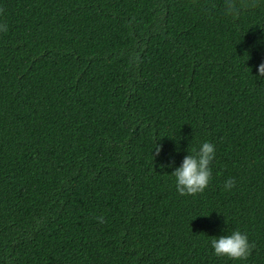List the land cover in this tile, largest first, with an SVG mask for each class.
<instances>
[{
	"label": "trees",
	"instance_id": "1",
	"mask_svg": "<svg viewBox=\"0 0 264 264\" xmlns=\"http://www.w3.org/2000/svg\"><path fill=\"white\" fill-rule=\"evenodd\" d=\"M223 4L0 0V264H264V0ZM235 230L251 255L216 256Z\"/></svg>",
	"mask_w": 264,
	"mask_h": 264
},
{
	"label": "clouds",
	"instance_id": "2",
	"mask_svg": "<svg viewBox=\"0 0 264 264\" xmlns=\"http://www.w3.org/2000/svg\"><path fill=\"white\" fill-rule=\"evenodd\" d=\"M260 0H224L223 8L226 16L238 18L243 11L258 7ZM3 10L0 9V12ZM0 31H7V24H0ZM260 77H264V63L258 67ZM156 155L161 151V145L155 146ZM216 156V148L213 143L203 142L199 150H192L186 155L179 167H176L171 174L176 179V190L180 195L195 196L203 193L212 179L211 163ZM171 163H174L171 162ZM171 163L169 166H171ZM235 187V180L229 178L224 183L225 190ZM104 223L102 216L96 218ZM211 246L218 257H228L233 260H246L255 247L249 242L246 233L239 230L233 231L230 235H222L211 240Z\"/></svg>",
	"mask_w": 264,
	"mask_h": 264
}]
</instances>
